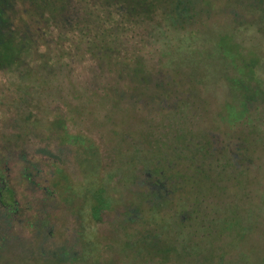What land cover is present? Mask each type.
<instances>
[{
	"label": "rangeland",
	"instance_id": "1",
	"mask_svg": "<svg viewBox=\"0 0 264 264\" xmlns=\"http://www.w3.org/2000/svg\"><path fill=\"white\" fill-rule=\"evenodd\" d=\"M60 1H51L45 10L39 7L42 0L15 1V25L28 20L36 40L43 32L54 36L59 30L50 22L68 15ZM129 1L115 4L124 12H114L112 28L131 30V42L138 43L127 53L124 47L115 52L143 56L138 57L140 70L124 71L115 83L107 67L94 68L91 61L80 75L77 71L81 95L70 103L67 81L49 86L60 73H22L36 65L35 55L45 52L44 41L36 42L37 53H31L34 42L27 39L21 50L28 51L20 58L10 54L11 42H21V31L6 27L3 5L12 0H0V171L10 182L0 179V264H264V203L258 200V180L264 183V124L261 133L244 138L250 155L244 150L238 155L237 141H228L219 125L220 103L199 94L217 90L221 62L240 59V86L252 100L250 90L256 91L254 108L264 106V0H135L139 8L128 10ZM108 12L105 6L95 11ZM102 15L98 20L105 27ZM224 90L230 92L225 84ZM32 108L43 113H31ZM59 110L79 123L68 129L79 133L76 145L72 138L64 140L57 126L61 121L54 130L46 127ZM186 114L206 123L205 134L200 132L205 138L198 139L212 146L206 142L199 148L213 173L211 160L224 155L249 165L250 172L244 168L234 174L222 195L219 179L199 172L200 152L182 150L188 154L181 156L186 136L178 129ZM43 115L45 120L37 122L35 117ZM189 142L198 147L195 138ZM154 159L150 181L159 196L143 200L145 191L134 183V174ZM166 165L172 177L180 176L178 181L158 174ZM174 188L183 195L164 202L169 206L163 214L150 213L163 193H178ZM253 199L258 200L255 214L248 217L243 206ZM186 207L191 209L189 224L182 228L174 219ZM133 208L137 217L130 221Z\"/></svg>",
	"mask_w": 264,
	"mask_h": 264
},
{
	"label": "trees",
	"instance_id": "2",
	"mask_svg": "<svg viewBox=\"0 0 264 264\" xmlns=\"http://www.w3.org/2000/svg\"><path fill=\"white\" fill-rule=\"evenodd\" d=\"M15 1L17 0H12L11 5L9 6H7V4L5 3L3 5V12H2V15L5 21L8 22L7 24L5 23L6 27H8L13 32L14 31L17 32V29L18 31H21V34L19 35V38H21V42H15V44L14 42H11L9 53L11 54L14 51L19 57V55L28 51L27 49H25L23 52L21 50V47H23L24 43H29L27 39H31L32 42H34L33 48L32 50H30L31 53L32 52L37 53L38 52L37 49L39 48V45L36 42L44 41L42 42V45H44L46 48L45 52L42 51L38 53L39 55L37 54V56L39 57L37 58H34L36 56L35 55L33 57V60L35 61L37 60L36 65H33L32 68H27V70L22 73H26L27 71L35 72L36 74L51 72L52 75L60 73L61 76L59 77V79H53V78L50 79V80H54L55 84L52 86L51 84H49V86L59 87L62 85V83L65 86L66 81H67V85L65 89H67V94H69L68 99L70 103L71 101L78 99L81 95L77 91V87L81 86L83 82L79 81L80 76L76 75V73L77 71H79V75H80V71L83 69V66H87L89 62L91 61L94 64L93 65L94 68H99L100 70H104V68L107 67L109 72L111 73L109 76V79L113 80V82L115 83H118L119 75L124 74V71L125 72L127 71L128 73L129 71L137 72L140 70V66H141L140 58L142 59L143 56L140 57L139 56L140 54L139 55L136 54L137 58H135V56H129L127 54H124V53L129 52L128 47H131L132 45L135 46V44L138 43V42H131L132 38L135 37V35H132L131 30H127L124 26L119 27V29L117 27L115 30L112 28V25L114 24L115 19H116V14L114 12L117 10L114 7H116V5L119 6L118 0H105L106 2L105 5H103L102 1L100 0H61L58 3V5L68 15H66V17L64 18L62 22L61 21L58 22L55 19H53V21L50 22L51 24L53 23L52 26L54 25L57 26L56 30H59V33L55 34L54 32L55 35L50 37L48 36L46 32H43L42 34H40V37L38 40L34 39V37L29 32L28 25H32V24L29 23L28 20H25L24 26L19 27V25L18 26L15 25L16 18H17L16 16L17 14L14 11ZM27 1H35V0H27ZM51 1H57V0H42L41 5L39 6L40 9L45 10L47 7H49ZM104 6L109 9V12L107 14L102 15V14L95 13L97 9H101ZM127 7H128V10H135L137 9V7L139 8V3L138 1L131 0L127 4ZM51 10L54 12L56 10V7L55 8L52 7ZM117 11H121L120 13L124 12V10L122 11L120 8ZM136 11H139V9ZM99 15L104 16L105 27H103L100 24L101 22L98 20ZM36 19L37 18L35 17V21ZM47 21H49V19H47ZM36 30L37 32L40 31L39 28H37ZM47 37H50V38H47ZM111 37H112V40L118 37V42H112V40L111 42H105L108 38H111ZM260 40H262L260 44H261L262 50L264 51V38H261ZM120 47H124L123 48L124 53L117 54L115 51L118 50ZM9 56L10 55L8 54V57ZM224 59L226 58L224 57ZM227 62L229 63L226 64L224 60V63L223 62L220 63L219 68L221 72H219V81L216 85L217 90L215 92H201L199 94H200V97H203L205 93H207L210 97H212L214 100L220 103L222 107V111L219 113V122H220L219 125H222L225 137L227 138L228 141H233V140L237 141L235 143L238 145L236 149L238 155L241 154L242 150H244V152L250 155L249 153L250 149H248V147L246 148L243 145L244 138L249 139L251 136H253V134L255 135V134L261 133L260 129H261L262 124H264V120L260 121L258 117L253 116V114L256 113V114H259L261 117H264V106L262 105L261 107L260 105H258V107L254 108L253 103L257 100L255 98L256 91L250 90L251 94L255 95L252 100L248 96V94L245 91H243L244 88L240 86V83H241L240 80H242V77H244L243 76L244 69L242 70L243 66H242L240 59H238V61L229 60ZM224 84L230 89L229 93L225 92ZM236 84H237L238 89L235 88ZM27 85H29V83ZM41 86H44V84L42 83L40 87ZM118 99L121 101L120 97ZM241 101L242 103L244 102L242 106H241ZM34 111L36 113L37 112L43 113L41 110H37L34 108H32L30 112L32 113ZM238 112H239V115L236 118L231 116L232 113L238 114ZM35 119L39 123L45 120L44 115L37 116L35 117ZM225 119L226 121H224ZM52 120L53 122L47 124L46 127L48 126L50 128V131L54 130L56 123L58 124V122L61 121V123L57 126L61 128L64 140H66L65 138H67V140L69 138L70 139L72 138V141H74L76 145V140L79 137V133L77 134L70 133L68 129L70 128L71 125H76V123L78 125L79 123L74 119L69 120L68 114L62 111H60L59 114H56L55 117L53 116ZM199 120H196V118H193L192 120V118L188 117L187 114L185 115V117L182 118L180 127L178 129L179 131H183L182 137L186 136V138L182 141L183 148H181L180 150L182 153L181 155L182 157L183 156L186 157V155L188 154L187 152H186L187 154L184 153V151L182 150L191 151L195 149L196 151L201 153V156L203 159V154L205 153H204V150L199 148V146L203 144L207 145L206 142L208 141L200 140L202 137L205 138L203 134H201L200 132H203V133L205 132L203 126L206 123L203 121V124H202L201 123L202 121L201 120L199 121ZM198 125H202V126L200 127ZM49 136H51V134H49ZM193 138H195V142L198 145L197 148H194L189 142V139H193ZM94 142L98 144L96 140H94ZM208 143L210 146H212L211 142H208ZM212 148L214 149V146ZM165 151L166 150H164V152ZM208 151L209 149L207 148V152ZM181 153L178 154L177 152L176 159L178 158V156H180ZM255 153H256V150H255ZM256 154L259 155L258 153ZM226 156L225 155L220 156L219 158H216V159L214 158L213 160H211L213 169L217 170L214 173L212 172V168L211 169L208 168V165L209 167H211V163L209 162L208 164L209 159L208 160L203 159V162L200 164L201 166L199 168L197 167L199 169V172H201L202 170L205 171L203 173L206 175V177L210 175L214 177V179L215 178L219 179V181L216 180V183L218 185L217 188H219L218 192L220 195L223 194L222 191L226 189L227 187L226 185L230 184V186H232L233 175L239 172H244V168L249 166V165H244V164H236L235 162H232L230 157H226ZM156 163H157V159H154V162L149 167H146L144 164H142L137 168L134 174L135 175L134 183L137 184V186L142 187L143 190L145 191L146 197L143 200H146V199L148 200L152 197L156 198L157 196H159L157 189L152 188L151 181H150L152 178L151 170L152 168L157 166ZM166 166L168 169L160 170L158 174L164 176V178H167V180L171 179L172 181H178L179 180L178 177L180 176L172 177L171 176L172 173L170 174L172 167L169 165H166ZM246 169L249 171L250 168H246ZM2 171L3 169L0 171V179H3L4 183H6V181L10 183L9 180L4 181L5 178H2V175H3ZM252 172L254 171L252 170ZM206 177L205 179H207ZM257 179L258 178H255L254 180H257ZM142 181L146 182L147 184L145 186H141L139 183ZM260 184H262L261 187H259ZM173 185L176 186L177 184H173ZM263 186H264V183L258 180V200L259 202H261V204L264 203ZM177 190H179V188H176V189L174 188V190H172L174 191V193L178 192L174 197H170V196L168 197V195L166 196L163 193V196L160 197V199L157 201L156 204L150 205L149 212L150 213L151 212H159V213L161 212L163 214L165 212L163 210H166L167 207L169 206V205L168 206L165 205L164 202L168 200L172 202L173 200L180 198L183 195V191L181 189L179 191ZM225 191L228 192L229 189ZM246 192L248 193V191ZM250 194L251 195H249V198L247 200L252 199L254 192L252 191ZM215 198L217 199L216 196ZM258 200L253 199L252 202H249L248 204L247 203L244 204L243 212L246 216L251 217L255 214L254 205L258 203ZM190 208L186 207L176 213V217L174 220L182 228H184L185 226L189 224L188 218L190 216V211H191ZM169 210H172V209H169ZM131 215L133 216V218H131L130 221L132 219L133 220L136 219L137 214L134 208L131 209ZM147 215L149 216L148 213ZM100 216L101 214L98 215V218Z\"/></svg>",
	"mask_w": 264,
	"mask_h": 264
},
{
	"label": "flooded vegetation",
	"instance_id": "3",
	"mask_svg": "<svg viewBox=\"0 0 264 264\" xmlns=\"http://www.w3.org/2000/svg\"><path fill=\"white\" fill-rule=\"evenodd\" d=\"M0 202H2L1 200H0ZM14 202V201H13ZM16 202V201H15ZM3 206H6V205H4V204H2ZM15 209V210H14ZM14 209H12L11 211H12V213H14L15 211H16V209H17V207L16 208H14Z\"/></svg>",
	"mask_w": 264,
	"mask_h": 264
}]
</instances>
